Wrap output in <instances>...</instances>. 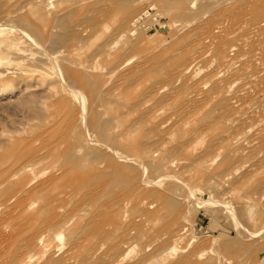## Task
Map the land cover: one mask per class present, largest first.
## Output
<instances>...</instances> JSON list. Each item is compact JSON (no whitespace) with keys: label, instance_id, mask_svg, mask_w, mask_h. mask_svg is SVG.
Masks as SVG:
<instances>
[{"label":"rangeland","instance_id":"rangeland-1","mask_svg":"<svg viewBox=\"0 0 264 264\" xmlns=\"http://www.w3.org/2000/svg\"><path fill=\"white\" fill-rule=\"evenodd\" d=\"M25 1L66 25L0 77V264H264V0H0V24Z\"/></svg>","mask_w":264,"mask_h":264},{"label":"bare ground","instance_id":"bare-ground-1","mask_svg":"<svg viewBox=\"0 0 264 264\" xmlns=\"http://www.w3.org/2000/svg\"><path fill=\"white\" fill-rule=\"evenodd\" d=\"M43 2V1H42ZM47 3V2H46ZM51 4V2H48V4H47V6L45 7V10L43 9V8H39V6H37L36 4H34L33 3V1H31V2H28V1H25L24 3H22L21 5H20V7L19 8H17V10H14L15 9V6H9V8H8V10L6 11V14H5V21L9 24L10 23V28H6V27H4V26H2L1 24H0V48L2 49V50H5V51H7V52H4V51H0V77H2V76H5V75H7L8 74V72L6 71V69H5V65L6 64H10L12 61H13V59L15 60V58L12 56V55H9V54H11L10 52H8V50L9 49H11L12 47H15V46H17V45H19L21 42H22V44L24 43V44H27V45H35L38 41H39V36H40V34L42 33V31H43V27L44 26H46L47 27V24L48 23H51V22H53V21H55V23L57 24V20H58V26L60 27L61 25H63L64 24V22L62 21L63 19H60L59 18V13L58 12H60V10L59 9H56V10H51V7H52V5H50ZM56 5V4H55ZM47 7H48V9H47ZM16 14H20L21 15V17H25V18H28L29 17V19L31 18V16H33V15H36L37 16V21H38V19L39 20H43V22L45 21V25L44 24H40V22H38V23H35L36 21L34 20V22H30L29 24H28V27L30 26L31 28L30 29H26L25 30V28L23 29V28H19V27H17V26H15L14 24H13V21L15 20L14 19V16L16 15ZM62 16V15H61ZM62 18V17H61ZM33 19H34V17H33ZM30 21H31V19H30ZM33 21V20H32ZM1 22V21H0ZM42 22V21H41ZM46 22H47V24H46ZM31 23H35V24H31ZM18 25V24H17ZM64 25H66V24H64ZM46 27H44V32H45V30H46ZM54 29V28H53ZM56 34V33H55ZM46 35V34H45ZM16 38H19L20 40L18 41ZM57 40V39H56ZM49 41H50V39H49ZM52 42V41H51ZM50 43V42H49ZM55 43H57V41L55 42ZM39 45V44H38ZM31 47V46H30ZM31 48H33V46L31 47ZM73 50V49H72ZM30 51H32L31 49H30ZM75 51V50H74ZM47 52V51H46ZM47 55V54H46ZM48 56V55H47ZM58 56V55H57ZM114 56V55H113ZM75 57V56H74ZM112 57V56H111ZM26 58V57H25ZM76 58V57H75ZM11 59H12V61H11ZM39 59V58H38ZM58 60V58L56 59V56L54 57V56H48V57H46L45 56V71L47 70V66H50V64H54L53 63V61H57ZM61 60V59H60ZM76 60H77V58H76ZM64 61V60H63ZM66 61H68V60H66ZM95 62H97V61H94V63ZM56 63V62H55ZM70 63V62H69ZM92 63V62H91ZM98 63V62H97ZM70 64H72V63H70ZM74 65L76 64V63H73ZM86 64V63H85ZM29 65V64H28ZM55 65V64H54ZM81 65V64H80ZM86 65H89V63L88 64H86ZM91 65H93V64H91ZM95 65V64H94ZM98 65V64H97ZM100 65V64H99ZM61 69H62V67H63V65L61 64V62L59 63V65H58ZM57 66V67H58ZM76 66V65H75ZM55 67V66H54ZM56 67V68H57ZM58 67V68H59ZM77 67H78V65H77ZM97 66H95V68H96ZM99 67V66H98ZM6 68H8V67H6ZM82 68V67H81ZM84 68V67H83ZM86 68H87V66H86ZM91 68H93V66L91 67ZM90 68V69H91ZM89 69V68H88ZM94 69V68H93ZM99 69H101V68H98V70ZM58 70V69H57ZM95 70H97V68L95 69ZM102 70V69H101ZM101 70H99L102 74H103V72L101 71ZM59 71H60V69H59ZM88 73H89V70H86ZM15 73H16V71H14ZM61 72V71H60ZM91 72L93 73V75L95 74L94 72H93V70L91 69ZM96 72H98V71H96ZM13 73V72H12ZM91 73V74H92ZM90 74V73H89ZM30 75V74H29ZM96 75V74H95ZM25 76V75H24ZM98 76V75H97ZM100 77H102L101 75H100ZM21 78H24L23 77V75L21 76ZM13 79H14V77H13ZM12 79V81H15V80H17V78H15L14 80ZM22 80V79H21ZM18 81V80H17ZM19 83V82H18ZM106 85V84H105ZM10 88H12V87H6V88H4V89H2V94L3 93H5V92H7V90L8 89H10ZM103 88V87H102ZM21 103H25L26 104V101H20ZM83 119H85V117L84 118H82V120ZM85 125V124H84ZM79 126V125H78ZM77 128V127H76ZM102 128L104 129V131H105V128L102 126ZM75 129V128H74ZM78 129V128H77ZM73 130V129H72ZM130 130V129H129ZM106 132V131H105ZM126 132V131H125ZM70 136L72 135V133H70L69 134ZM68 135V136H69ZM67 136V138H65L66 140L69 138ZM65 139L62 141V143L63 142H65ZM123 139V138H122ZM107 140V139H106ZM95 160V159H94ZM33 164V163H32ZM85 166V165H84ZM83 169V168H82ZM30 170V169H29ZM29 170H27V171H29ZM26 171V172H27ZM14 179V178H13ZM27 185V184H26ZM25 192V191H24ZM23 192V193H24ZM18 194V193H17ZM9 199V198H8ZM30 199V198H29ZM28 199V200H29ZM23 201V200H22ZM34 203V202H33ZM32 204V203H31ZM11 206H14V204H11ZM8 207H10V206H8ZM7 209V208H6ZM121 212H122V210H121ZM124 212V211H123ZM149 213V212H148ZM147 213V214H148ZM124 216V215H123ZM70 222V221H69ZM68 222V223H69ZM52 223V222H51ZM67 223V224H68ZM123 222H121V224H122ZM66 225V224H65ZM50 226V225H49ZM62 226V225H61ZM62 228H64V226L62 227ZM61 228V229H62ZM49 229H52V228H49ZM56 229V228H55ZM54 229V230H55ZM58 232V236L57 235H55L56 237H55V239L53 240V241H51V238H45V236L43 237V238H39L38 239V241L39 242H37V244L36 245H38V246H40V247H45V250H48V248L49 247H52V246H54L55 244L56 245H59L60 243H61V240L63 239V236H62V234L59 232V230H57ZM61 231V230H60ZM144 232V231H143ZM56 233V234H57ZM64 233V232H63ZM142 233V232H141ZM145 233V232H144ZM55 234V233H54ZM138 234V233H137ZM44 235V234H43ZM49 235V234H48ZM143 235V234H142ZM142 235H141V237H142ZM145 235H146V233H145ZM137 236H139V235H137ZM144 236V235H143ZM41 237V236H40ZM144 238V237H143ZM142 238V239H143ZM3 241V240H2ZM130 241V240H129ZM128 241V242H129ZM51 242V243H50ZM127 242V245L129 244ZM50 243V244H49ZM134 244V243H133ZM34 245V244H33ZM132 246V245H131ZM130 247V246H129ZM133 248H134V246H132ZM131 248V247H130ZM117 249V248H116ZM128 249V248H127ZM118 250V249H117ZM127 252V251H126ZM129 252H130V249H129ZM64 253H66V252H64ZM27 254V253H26ZM127 254H129V253H127ZM70 256V255H69ZM124 256V255H123ZM19 261V260H18ZM120 261H122V259L120 260ZM59 262V261H58ZM116 262V261H115ZM118 262V261H117ZM46 263H47V261H46ZM45 263V264H46ZM120 263V262H119ZM49 264H55L54 262H52V261H50L49 262Z\"/></svg>","mask_w":264,"mask_h":264},{"label":"built area","instance_id":"built-area-1","mask_svg":"<svg viewBox=\"0 0 264 264\" xmlns=\"http://www.w3.org/2000/svg\"><path fill=\"white\" fill-rule=\"evenodd\" d=\"M147 11L139 16V19H137L136 26L137 27H142V28H148L149 23L148 19L152 16L156 19L157 15H155V12H153V8L149 7L146 9Z\"/></svg>","mask_w":264,"mask_h":264}]
</instances>
